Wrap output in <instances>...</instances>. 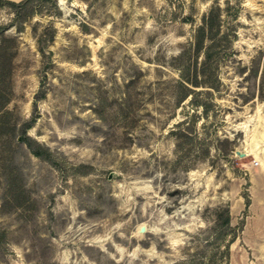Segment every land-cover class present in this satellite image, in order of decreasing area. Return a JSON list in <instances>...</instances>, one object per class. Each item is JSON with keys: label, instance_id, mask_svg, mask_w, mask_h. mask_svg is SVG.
<instances>
[{"label": "rangeland", "instance_id": "1", "mask_svg": "<svg viewBox=\"0 0 264 264\" xmlns=\"http://www.w3.org/2000/svg\"><path fill=\"white\" fill-rule=\"evenodd\" d=\"M33 3L0 6V264H264V0Z\"/></svg>", "mask_w": 264, "mask_h": 264}, {"label": "trees", "instance_id": "2", "mask_svg": "<svg viewBox=\"0 0 264 264\" xmlns=\"http://www.w3.org/2000/svg\"><path fill=\"white\" fill-rule=\"evenodd\" d=\"M34 1H49V0H0V6H8L10 7L14 12H19L20 10H24V14L28 15L31 14L35 11L33 7V2ZM216 16H217V8H212L210 11L204 16L202 24H200L197 29L196 33L194 36V41L192 42L194 51L198 53L199 51L202 50L204 46V41L206 37H211L215 31V25H216ZM211 47V45H210ZM203 54L206 57V60L204 61V65L207 63V60L210 57V52L209 50H204ZM181 58V56H178ZM178 58V59H179ZM180 69V68H179ZM5 75V69L4 67L0 64V84L3 80V77ZM193 85H197L198 81L196 79L191 81ZM188 88V87H187ZM41 94H43L41 92ZM203 106V104H201ZM204 110L207 109L206 105L203 106ZM35 121V117H32L31 119L27 120L24 122V128L26 129L27 127L31 126L32 123ZM20 139L23 141V143L29 148V150L32 152V154L47 159H50L51 156V151L41 145L38 141L30 137L29 135L23 134L20 136ZM247 203V202H246ZM225 222H229L230 220V215L228 213V209L224 218Z\"/></svg>", "mask_w": 264, "mask_h": 264}, {"label": "water", "instance_id": "3", "mask_svg": "<svg viewBox=\"0 0 264 264\" xmlns=\"http://www.w3.org/2000/svg\"><path fill=\"white\" fill-rule=\"evenodd\" d=\"M236 152H238L240 155H243V154H244V153L241 152V151H236ZM144 229H145L144 226H140V228H139L140 232H143Z\"/></svg>", "mask_w": 264, "mask_h": 264}, {"label": "bare ground", "instance_id": "4", "mask_svg": "<svg viewBox=\"0 0 264 264\" xmlns=\"http://www.w3.org/2000/svg\"><path fill=\"white\" fill-rule=\"evenodd\" d=\"M16 1H18V0H16ZM59 2H61V0H58Z\"/></svg>", "mask_w": 264, "mask_h": 264}]
</instances>
